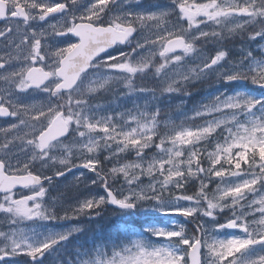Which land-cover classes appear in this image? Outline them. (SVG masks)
<instances>
[{
    "label": "snow or ice",
    "instance_id": "snow-or-ice-1",
    "mask_svg": "<svg viewBox=\"0 0 264 264\" xmlns=\"http://www.w3.org/2000/svg\"><path fill=\"white\" fill-rule=\"evenodd\" d=\"M0 21L6 45L0 69L15 65L0 74L8 85L0 90V117L17 120L0 129V213L10 220L0 231V264H264V54L258 58L247 46L264 42V0H172L167 9L141 0H0ZM232 40L242 42L238 56L225 46ZM137 74L154 86L134 85ZM210 78L215 90L181 112L179 124L158 119L156 101L190 97L197 82ZM114 84L125 86L122 96L146 99L109 114L112 105L97 101ZM36 92L46 101L26 102ZM16 141L25 159L10 147ZM153 147L159 151L147 156ZM130 150L136 162L100 167ZM45 168L52 175L34 173ZM73 169L92 175L80 171L71 183L69 206L59 198L46 202L43 181L54 187L56 178L75 177ZM190 182L198 185L193 195L184 192ZM109 210L144 219L102 236L107 251L93 242L87 259L79 245L76 259L60 260ZM171 216L192 231L164 225ZM25 222L31 223L21 227Z\"/></svg>",
    "mask_w": 264,
    "mask_h": 264
},
{
    "label": "rangeland",
    "instance_id": "rangeland-1",
    "mask_svg": "<svg viewBox=\"0 0 264 264\" xmlns=\"http://www.w3.org/2000/svg\"><path fill=\"white\" fill-rule=\"evenodd\" d=\"M171 2H172V0H153V3L150 4V6L155 5V4H159L164 9H167L171 5ZM189 2L191 3L192 0H189ZM196 2L197 3L207 2V0H196ZM138 10H140V9H138ZM151 10L155 11L157 9L151 8ZM201 27H203V25H201ZM243 43L245 45H247L246 41ZM225 46L228 49H233V51H232L233 54L238 56L239 55V49L242 46V42L239 40H232L231 42L226 41ZM247 46L255 49L254 55H256L258 58L262 54H264V53H261L259 50L260 47H264V42H262L261 45H259V46H257L256 44H251V45H247ZM197 47H199V45H197ZM208 52L210 55L213 54L212 53V46H209ZM177 54H179V53H177ZM185 59H187V57ZM162 62L163 61L159 60V58H157L156 60L153 61V63L156 66H158V64L162 63ZM170 67H171L170 65L166 66L164 71H167ZM151 71H155V68H152ZM160 75L163 76V72ZM133 83H134V85H142L145 87L154 86V83L152 82L151 79L142 80L140 78L139 74H137V76L133 79ZM215 86L216 85H215L214 80H212L210 78L207 80L197 82L195 87L191 89L193 94L190 97H185L183 94H176L174 96H167L166 95V96L162 97L159 101H156V103L159 104V106L162 109L161 116L158 117V119H164V118L170 117L173 121H175L177 124H179L180 121L183 120V117L180 115V113L181 112L190 113L191 109L194 106L199 105L202 100L206 101L208 99L209 95L215 90ZM252 89H255V86H253V85L241 86V90H252ZM125 91H126V89H125V86L123 84H114L113 85V92L101 97L100 100L97 101V103H99L101 105H112V107L108 109L109 114H111L112 111L114 109H116L117 105L119 106V110L130 109V108H132L133 99H138L140 102H143V100L146 99V96H143V95H141L139 97H137V96H132V97L122 96V93H124ZM157 94L159 95V93H157ZM20 96H22V95H20ZM117 96H121V99L118 100ZM22 97H27V95L22 96ZM46 99H47L46 95H41V98L39 100L34 99V98H30V99H27L26 102L41 104V103L45 102ZM182 100L185 101V103L182 105V107H178L179 105H181ZM152 107H154V105H150V110ZM16 122H17V120H13L10 122V124L16 123ZM10 124L7 127H9ZM133 126H135V125H133ZM185 126H189V123L186 122ZM20 134L23 135V132H21ZM4 135H5V133H4ZM7 138L11 139L12 133H8ZM31 138H32L31 136L25 137V139H31ZM154 140L158 143V137H154ZM18 144H19V141H16V142H14V145H10V147L14 148L15 153L19 155L20 159H25L26 157L23 155V153L20 152L19 148L15 147V145H18ZM113 147H115V145H113ZM165 147H171V145L166 142ZM187 147H189V146H185V148H187ZM213 149H214V145H208L209 151H212ZM158 151H159L158 149H155L153 147L150 149H146L145 153L147 156L151 157V156L155 155ZM105 155H107L106 152L101 153V159L102 160H103V157ZM181 159H183V157ZM136 160H137V157L135 156V152L130 150L127 153H119L116 156H113L112 157V163H109L106 160L103 161V164L100 167L110 168L111 166H113V163L116 164L117 166H120L123 163L136 162ZM76 163L79 164L80 161L76 160ZM202 164L204 166H207V161L202 160ZM166 167H167V165H166ZM217 167H219V166H217ZM37 171L38 172L44 171L47 174H52V172L49 171L47 168L42 169V170L37 169ZM80 171H84L86 176L92 175V173L88 172L87 170L81 169L77 172H74V173H76L75 177L72 174L68 175V179L66 181L63 178H56L53 180L54 187H49V186L46 187L47 190H46L45 197L43 199L46 202L51 203L52 200L59 198V203L63 204L64 207L67 208L69 206L67 201H70L72 199V197L75 195V193L69 191L71 183L79 177ZM157 175H158V173H157ZM140 179L143 180L145 184H147L149 178L145 175H142L140 177ZM52 190H53V192H51ZM98 191L101 194H103V189H98ZM50 197L52 198V200H50ZM14 198H18V196L14 197ZM256 198L258 200L259 196L257 195ZM0 199H2V198H0ZM254 207H259V205L257 204ZM256 216L258 217L259 213H256ZM107 218H110V219L113 218L114 221L117 223V228H119V226L123 225L126 221L131 222L134 220L138 224L139 222H141L144 219V217L142 215H138V216L132 217V218L117 217L114 213H112L109 210L107 213L104 214V216L102 218H96V220L94 222V226L91 225V227H89V224H87L86 227L89 230L85 234H83L82 236H79L76 240H74L72 244H69L67 246L65 253L61 254L59 256V259L65 260L66 257L76 259L77 258L76 249H77V246H79V245L84 246L83 249H79V254L83 259L88 258L87 256H83V253L85 251H87L88 249L92 248L93 242H96V248H105V246L99 244V240L101 239L102 236L100 235L99 237H95L94 230L96 227L99 226L100 219H107ZM180 219L181 218H179L177 216H171V217L164 218L162 220V223L164 225H169V226H172L174 224V226L178 227L180 225H183V223L181 222ZM154 222H156V221L154 220ZM30 223L31 222H25V224L21 225V227H24ZM60 224L64 225L65 227H68V226L74 225L75 221H60ZM183 226H184V228L187 227L186 225H183ZM9 227H10V220L5 217V214L0 213V231H8ZM238 234H242V233H238ZM82 237H83V239H82ZM105 250L107 251V248H105ZM116 250L119 251V249H116ZM95 252H96V249H93V252H92L93 256L95 255ZM17 259L23 261V260L28 259V258L21 255ZM48 259H51V258H48ZM46 264H47V260H46Z\"/></svg>",
    "mask_w": 264,
    "mask_h": 264
},
{
    "label": "flooded vegetation",
    "instance_id": "flooded-vegetation-1",
    "mask_svg": "<svg viewBox=\"0 0 264 264\" xmlns=\"http://www.w3.org/2000/svg\"><path fill=\"white\" fill-rule=\"evenodd\" d=\"M141 3L144 5V7H148V6H150V4L153 3V0H141ZM53 15H55V14H53ZM3 26H4V22L0 21V27H3ZM42 44H43V41H42ZM5 49H6V45L3 42V38H0V56L6 55ZM42 51H43V48H42ZM14 68H15V65L10 68L6 64L5 65V69H0V74L4 73L5 71H12V70H14ZM6 87H8V85L5 84V82L3 80H0V90H3ZM28 91L30 93L32 92L31 89H29ZM19 94L22 95V96L27 95L26 93H19ZM41 95H46V94L39 93V92L32 93V97L31 98L39 100L41 98ZM28 99H30V98H28ZM13 120H16V118H14V117H0V129L7 128V126L10 124V122L13 121ZM4 139H5L4 132L0 131V143H2L4 141ZM41 172H44V171H39L38 172L37 169L34 170L35 174H41ZM48 175H52V174H48ZM43 184H44L45 189H46V187L49 186L47 181H43ZM189 184L185 185L184 192L186 194L193 195V194H195L198 191V185L195 184V183H191L190 185ZM51 192H53V190ZM24 194H31V193H29L27 190H25ZM2 196H3V194L0 193V198H2ZM18 198H19V196H18ZM189 219H191V218H189ZM180 220L183 223V225L187 226V227H185V231L190 233L192 231V229H193V225L191 223H187L183 218H181ZM202 252H204V249H202ZM202 258H204L203 257V253H202Z\"/></svg>",
    "mask_w": 264,
    "mask_h": 264
},
{
    "label": "trees",
    "instance_id": "trees-1",
    "mask_svg": "<svg viewBox=\"0 0 264 264\" xmlns=\"http://www.w3.org/2000/svg\"><path fill=\"white\" fill-rule=\"evenodd\" d=\"M231 50L233 51V49ZM99 222V226L96 227L95 230L93 229L95 237H99L100 235L106 237L110 234L115 233L118 230L117 223L114 221L113 218L100 219ZM91 225L94 226V223L89 224V227H91Z\"/></svg>",
    "mask_w": 264,
    "mask_h": 264
},
{
    "label": "water",
    "instance_id": "water-1",
    "mask_svg": "<svg viewBox=\"0 0 264 264\" xmlns=\"http://www.w3.org/2000/svg\"><path fill=\"white\" fill-rule=\"evenodd\" d=\"M201 253H202V250H201ZM201 259H202V254H201Z\"/></svg>",
    "mask_w": 264,
    "mask_h": 264
}]
</instances>
